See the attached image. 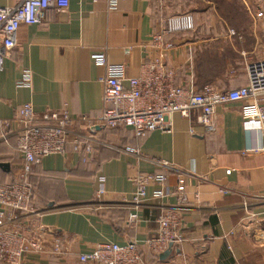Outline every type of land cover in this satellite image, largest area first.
Wrapping results in <instances>:
<instances>
[{
    "label": "crops",
    "instance_id": "0c3cea01",
    "mask_svg": "<svg viewBox=\"0 0 264 264\" xmlns=\"http://www.w3.org/2000/svg\"><path fill=\"white\" fill-rule=\"evenodd\" d=\"M14 3L0 0V6ZM179 15H190L194 29L165 35L168 50L155 48L154 37L166 20ZM42 17L38 25L19 27L14 48L1 59L0 121L9 122V131L16 129L13 119L23 105L37 114L66 111L75 119L97 117L102 107L98 79L104 68L91 55L102 50L108 63L125 65L127 77L137 76L143 63L161 58L175 71V83L191 91L242 87L246 64L264 59L260 0H120L110 12L106 0H69L65 11H45ZM23 69L29 70L31 82L19 88ZM195 118L174 114L170 133L154 131L142 138L126 127L96 128L90 161L82 162L68 148L30 165L31 201L39 213L31 222L53 233L64 254H28L24 263L82 264L78 255L95 244L153 238L156 219L174 211L181 216L184 240L163 258L144 253L145 264H264V154L254 150L264 140L253 102L218 106L212 134ZM88 133L79 123L69 131ZM15 140L11 135L7 143L0 142V165L7 166H0V185L16 181L25 167ZM142 173H165L168 196L135 207L132 179ZM179 174L183 204L171 195ZM99 189L103 193L96 198ZM152 190L147 188L148 197Z\"/></svg>",
    "mask_w": 264,
    "mask_h": 264
},
{
    "label": "built area",
    "instance_id": "2783aa9c",
    "mask_svg": "<svg viewBox=\"0 0 264 264\" xmlns=\"http://www.w3.org/2000/svg\"><path fill=\"white\" fill-rule=\"evenodd\" d=\"M264 3V0H260ZM120 0H106V10L115 11ZM69 6V0H15L12 6H0V71L2 57L15 46V36L21 25H38L45 11L63 12ZM194 29L190 15H179L166 20L163 30L154 37V47L160 51L171 48L163 37L173 33L189 32ZM93 61L104 68L99 77L102 107L97 117L90 119L82 116L71 117L66 111H45L37 114L30 105H23L13 119L14 131H9V122L0 121V142L7 143L15 137V152L23 158L25 167L19 178L0 185V261L6 264H25L28 254L41 256H62L63 246L53 233L41 226L32 224L31 217L38 216L32 206L33 189L28 180L30 165L37 164L44 157L62 155L67 149L81 156L82 162L90 161L93 155V135L96 128L131 129L134 137L142 138L148 133L160 131L170 133L171 116L180 115L190 119L196 114V123L212 134L216 130L215 109L228 103L246 100L253 102L258 131L264 140V59L250 61L245 66L247 82L234 89H219L203 86L191 91L175 83V71L161 58H153L143 63L135 77H127L125 65L110 64L105 51L91 55ZM31 75L23 69L16 82L17 87H29ZM124 84H127L125 86ZM75 123L85 125L89 133L72 134L69 131ZM127 153L135 149L125 147ZM256 152L264 154V145ZM170 169L168 164H161ZM135 189L132 204L137 207L147 199L167 197L165 173H142L133 177ZM184 180L178 175L176 189L171 195L179 204L186 202L183 189ZM153 186L150 196L147 188ZM103 193L99 189L96 198ZM131 219L135 215H131ZM156 235L142 242L132 241L125 245L114 243L95 244L88 252L78 255L82 264H145L144 253L159 256L172 246L182 243V219L174 211L161 214L156 219ZM49 238L50 240H47Z\"/></svg>",
    "mask_w": 264,
    "mask_h": 264
},
{
    "label": "water",
    "instance_id": "95a60500",
    "mask_svg": "<svg viewBox=\"0 0 264 264\" xmlns=\"http://www.w3.org/2000/svg\"><path fill=\"white\" fill-rule=\"evenodd\" d=\"M0 166H1V167H5V168H7L6 165H0ZM167 253H168V250L165 251L164 253H162L161 255H159V257H160V258H163V257H165V256L167 255Z\"/></svg>",
    "mask_w": 264,
    "mask_h": 264
},
{
    "label": "trees",
    "instance_id": "16d2710c",
    "mask_svg": "<svg viewBox=\"0 0 264 264\" xmlns=\"http://www.w3.org/2000/svg\"><path fill=\"white\" fill-rule=\"evenodd\" d=\"M182 14H186V13H182ZM190 32V31H189Z\"/></svg>",
    "mask_w": 264,
    "mask_h": 264
}]
</instances>
